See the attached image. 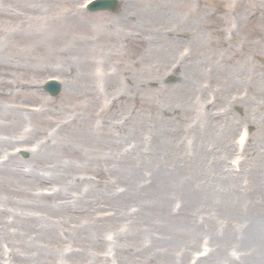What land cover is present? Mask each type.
I'll use <instances>...</instances> for the list:
<instances>
[{
	"label": "rangeland",
	"instance_id": "1",
	"mask_svg": "<svg viewBox=\"0 0 264 264\" xmlns=\"http://www.w3.org/2000/svg\"><path fill=\"white\" fill-rule=\"evenodd\" d=\"M86 1L0 0V264L264 258V0Z\"/></svg>",
	"mask_w": 264,
	"mask_h": 264
},
{
	"label": "bare ground",
	"instance_id": "2",
	"mask_svg": "<svg viewBox=\"0 0 264 264\" xmlns=\"http://www.w3.org/2000/svg\"><path fill=\"white\" fill-rule=\"evenodd\" d=\"M7 38H8V36L6 35L4 42H3V40L0 41V48L5 49V43L7 41ZM17 78H18V76H17V73H15V64H13V62H11L10 59L4 61V63H0V104L2 101L7 100L8 98H13V97H15V95H18L19 93L24 91V90H19V89L16 90L17 87L23 86L24 88H26L29 85V83H27L26 81H24L23 83L19 82V80ZM226 150H227V147H226ZM47 157H48V154H44L43 158L46 159ZM30 164L32 166H35L34 162H32ZM21 202H22V200L19 201V203H21ZM18 208H19L18 214H16L15 217H16V221L18 224V229L20 228L21 232L24 234L22 235V233L19 231H17V233L20 235L21 240L25 241L26 240L25 231L28 228L33 227L36 224V217L30 209L23 208L22 204L18 205ZM162 211H165L164 206H162ZM259 217H260V215H257V218H255L256 221L254 223L259 224L260 219H262ZM161 218L165 219V215L163 213L161 214ZM258 218H259V220H258ZM144 222H145V224L148 225L149 229H155V226H150L153 224V220L149 219L147 222L144 220ZM177 222L178 221H175L173 219L170 220V223H172V227L175 229H179V227L183 226V224H184V223H177ZM250 224H253V222L248 223L246 225H250ZM0 233L2 235H4V237L8 236L7 229L1 230V228H0ZM147 233L151 234V231H149ZM152 237L154 239H156V237H154V236H152ZM173 242H174V240H173ZM172 249L173 248L171 247L169 250L170 253H172L174 251ZM228 249H229V253L225 256V258H227L230 261H232L230 259V257L232 259H234L235 257L233 258L232 256L234 255V253H238L240 255V257L237 259L242 261L245 264H261V262H264V258L262 257V255H263L262 249L261 248L259 249L258 245L248 246L244 243L234 244V246L229 247ZM234 250H236V252L232 253ZM1 254L2 253H0V257H1Z\"/></svg>",
	"mask_w": 264,
	"mask_h": 264
},
{
	"label": "water",
	"instance_id": "3",
	"mask_svg": "<svg viewBox=\"0 0 264 264\" xmlns=\"http://www.w3.org/2000/svg\"><path fill=\"white\" fill-rule=\"evenodd\" d=\"M117 0H94L89 4L90 10L109 9L115 11L118 9ZM45 89L52 95L56 94L60 89V83L56 80H49L45 83Z\"/></svg>",
	"mask_w": 264,
	"mask_h": 264
}]
</instances>
